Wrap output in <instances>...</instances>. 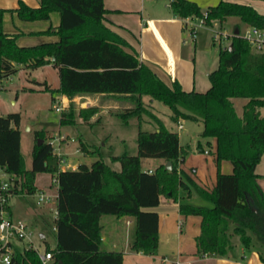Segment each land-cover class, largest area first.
<instances>
[{
	"label": "trees",
	"instance_id": "trees-1",
	"mask_svg": "<svg viewBox=\"0 0 264 264\" xmlns=\"http://www.w3.org/2000/svg\"><path fill=\"white\" fill-rule=\"evenodd\" d=\"M169 6L174 15L203 18L207 25L235 16L247 26L264 28V14L248 4L220 0L205 12L191 0H170ZM6 10L0 8V78L15 72L16 64L35 68L52 62L59 87L40 83L42 91H59L68 97L77 93L124 96L130 98L132 106L117 115L123 122L132 117L139 120L137 153L110 157L119 162V170L102 158L89 165L80 163L74 169L59 168V159L42 130L35 132L31 165L26 168L20 150V114H0V167L9 175L10 196L36 193L38 172L57 178L56 244L45 247L52 254L53 264H122V251L101 248L100 217L105 214L133 216L135 233L130 249L155 254L158 215L145 208L157 206L160 194L178 201L181 214L201 217L200 232L195 237L199 256H224L232 247L231 235L238 236L245 252L251 248L252 235L264 245V193L255 173L264 153V47L254 51L247 40L232 36L228 46L218 48V65L208 73L209 87L204 91L184 90L177 80L168 84L160 79L124 38L104 25L107 10L103 0H39L36 7L20 1L13 10L23 20L48 19L52 11L60 16L55 29L44 32L56 34L58 40L33 46H19L15 36L3 32ZM144 95L166 104L174 122L179 118L201 121L200 135L215 139L217 164L228 160L232 172L218 170L212 189L200 187L179 167L186 151L179 145L177 132L145 107ZM237 98L244 99L240 112L234 105ZM97 110L88 107L76 115L70 104L62 111L60 122L73 123L76 116L89 119ZM142 122L152 128L143 129ZM141 157L170 161L171 169L160 164L153 172L143 171ZM180 188L185 195H178ZM192 195L201 203L193 202ZM261 260L264 262L263 256ZM7 264L42 263L35 249L25 247L14 248Z\"/></svg>",
	"mask_w": 264,
	"mask_h": 264
},
{
	"label": "crops",
	"instance_id": "crops-1",
	"mask_svg": "<svg viewBox=\"0 0 264 264\" xmlns=\"http://www.w3.org/2000/svg\"><path fill=\"white\" fill-rule=\"evenodd\" d=\"M20 1L32 7L39 5V0H0V8L7 9L2 16L3 32L9 36H15V42L19 46H33L42 42L58 40V36L56 34L44 32L50 27L55 29V27L59 24V13L57 11L50 12L48 19L23 20L19 18L17 12L13 10L19 6ZM169 1L170 0H103L104 7L107 10V12L104 14L103 23L111 30L119 34L122 38H124L129 43V45L135 49L139 60L149 66L153 72L164 82L170 84L172 81L177 80L184 90H195L196 85L199 90L204 89L207 87L204 81H202L200 85L199 83H196L194 75L195 63L193 57L191 56L192 46L187 39L185 30L190 29L191 38L194 42L193 46H195L196 43L201 42L200 44L203 47L209 49V46L207 43H205V36L208 38L210 37L211 43L215 44L213 43L214 35H211V32H214L215 34L216 31H218L217 28L221 27L226 31H234V29L238 27L240 32L241 27L245 29L248 26L242 23L240 20L239 21L241 23H239L237 20L238 17L228 16L222 20H215L210 25H197L196 27L203 28V30L197 34L195 31L196 27L192 28V26L187 23V21L196 22L197 20L191 17L181 18L174 15L169 6ZM191 1H194L201 8V10L205 12L210 6L216 5L220 0ZM226 1L251 5L256 11L264 14V0ZM210 28H216V30L212 31ZM225 45L226 43H223V47H225ZM25 67L26 69H29L27 64H18V68L20 70H25L21 69ZM38 67L43 69H49L51 67L55 78L53 82L43 74H40L39 76L36 73V69H38ZM38 67H35L34 69L32 68L33 75H30L33 76L31 80L35 84L37 83L39 85L22 86L21 88L30 92H47L41 90L42 85L40 83H46L52 88H58L59 76L57 69L53 67L52 62ZM210 71H206L207 77ZM48 93L50 94L52 101L60 102L63 107V111L67 110L70 104H72V108L76 115L80 109L88 107H96L98 109L97 112L94 113L89 119H83L79 116H76L78 119L75 118L73 123L63 124L60 122V119H57V126L68 131L66 133H61L58 136L59 138L57 139L56 146H54V144L50 141L53 146V151L59 159L58 165L61 169H74L77 166L74 161L68 160L69 156L73 154L80 153L87 155L93 151L101 154V149L93 142L89 141L88 138H86L82 129L84 125L91 126L94 122H100L101 114L103 113H115L117 115L119 111L132 106L130 98L115 94L77 93L73 97H68L59 91H56L53 94L50 92ZM145 96L148 95H144L142 97L143 102L150 107H153V101L155 99H152L148 96V103H146L144 99ZM168 117L171 119V113L168 115ZM134 120L135 122H133V124H136L138 132V119H128L127 122L121 121L122 123L127 124ZM161 121L169 130L173 131L163 119H161ZM184 121L185 119L183 118H179L176 122L173 121V123L176 125H178V123H181L182 125L181 128L177 127L176 131L179 138V145L183 150L186 151L184 160L179 164V167L187 172L200 187L210 190L216 183L217 171L219 170L222 173H231L232 165L228 160H221L217 164L214 153V138L203 137L205 139V145H202L200 142H198L194 150L190 149L191 147L188 143L183 146L180 142L181 133L178 131H183ZM192 121L198 123L199 120ZM40 123L43 126H41V124H39L38 127L36 125H29L28 129H33L34 139L35 132L41 130L44 131V136L47 139L49 136V131L52 128H49V126L45 128L43 122ZM26 124V122L22 121L20 115V150L25 161V166L26 168H29L31 165V150L35 140L31 144L29 142L27 143V150L30 157V163L28 166L25 154L22 151L21 142V127ZM146 124H148L150 129L152 128V125L149 123ZM70 127H73L75 132H71L73 130L70 131ZM60 128H58L59 131L61 130ZM60 136H64V138L61 139ZM102 145H104V142H102ZM204 150H206L207 153H205ZM143 158H145L144 160H152V166L148 165L149 163H147V166L142 167L141 163ZM153 160V158L141 157V169L146 172H153L157 166L160 164L165 165L166 163L165 160L160 158H156L154 161ZM110 161L112 160L110 159ZM39 173L40 172L36 173L34 181L37 187L36 192L43 191L42 189H39L36 184V177ZM255 173L257 174V183L264 193V153L261 155L259 162L255 166ZM55 178V176L51 175L52 182L55 185L54 193H56L58 190V185L54 181ZM185 193L186 192L181 188L178 190L179 196H183ZM19 196L27 197L29 195L23 194ZM190 199L195 203L200 202V199L196 195H192ZM51 204L55 205L56 202L51 201ZM9 209L10 215L13 219L22 220L20 215H18L17 218L14 217V213L10 204ZM19 209L24 210V208ZM145 209L156 211L158 215V244L155 254H144L140 251H133L130 249V243L133 240L135 233V218L133 216H116L112 214H105L112 216L111 218L109 217L107 219L105 225L101 221L102 216L104 215L100 217V224L102 227L101 248L108 251H122V264H175V259L179 260V264H264V262L261 260V256L264 257V245L253 240L251 248L245 252L238 239V236L236 235H231L230 239L232 241V247L224 256H211L207 254L202 256L197 255L195 237L200 232L201 217L199 215L181 214L179 212L178 201L171 197L160 194L159 204L155 207ZM39 210L40 211L38 212L44 215L45 208H41ZM24 214L30 216V212L28 210ZM25 223L27 224V222ZM231 229L232 227H230L229 231H231ZM40 236L45 239L44 232H40ZM14 246L18 250H22L26 247V243L19 240L15 242Z\"/></svg>",
	"mask_w": 264,
	"mask_h": 264
},
{
	"label": "rangeland",
	"instance_id": "rangeland-1",
	"mask_svg": "<svg viewBox=\"0 0 264 264\" xmlns=\"http://www.w3.org/2000/svg\"><path fill=\"white\" fill-rule=\"evenodd\" d=\"M239 21V19H237ZM239 23H241L239 21ZM241 27V31H244V28ZM221 30L222 28H217ZM203 30L202 27H196L195 31L199 34ZM210 30H216V28H210ZM218 32V31H216ZM188 41L191 43V56L194 59L195 63V79L196 83L199 85L202 81L207 85L206 88L199 90L196 85V91H204L209 85V79L206 76V71L213 70L217 67V50L218 47L223 46V43H226L225 47L230 44V40L232 36H227L226 38H214L213 43H211L210 37L205 36V43L209 46V49L203 47L200 43H196L193 46L194 42L191 38L190 29L185 30ZM214 35V32H211V35ZM185 36V37H186ZM196 36V34H195ZM199 41V39H198ZM201 41V40H200ZM223 42V43H222ZM25 70H20L18 68V64L16 65V71L13 72L10 77H2L0 79V114L5 115L9 112H19L21 115V119L23 122L27 124L21 127V142H22V151L25 154V158L27 161V165L29 166L30 157L27 150V143H33L34 133L33 129L29 130L28 126L37 127L40 122H43L45 128L49 126L52 128L49 131V136L47 140L51 141L54 146L57 144L58 136L61 133H66L68 131L64 130V128H60L57 126V119H60L61 112H57L55 110V105L57 102L51 100L50 94L48 92H30L27 90H23L22 86H36L39 84H35L31 79L33 76V69L29 67V69L21 68ZM36 73L40 76L43 74L49 78L50 81L53 82L54 74L53 70L50 67L41 68L38 67L36 69ZM34 84V85H33ZM145 102L148 103V96L144 97ZM13 101V102H12ZM244 102V99H234V105L237 112L241 111V105ZM145 107L154 112L158 117L163 119L165 123L171 128L173 131L177 132V125L173 123V121L168 117L171 113L170 108L161 101L154 100L153 107L145 104ZM143 119H149L147 115H143ZM78 119V117L76 118ZM101 121L94 122L91 126L84 125L82 127L83 132L88 138L89 141L93 142L97 145L101 150V154L97 152H91L90 154L83 155L80 153L73 154L69 156L70 161H74L77 165L80 163H84L89 165L91 162L98 158H102L104 162L109 164L112 168L118 170L120 168L119 162L110 161V157L112 155H120L123 153L126 154H136L137 153V143H136V132L137 126L133 124L134 121H130L129 123H122L121 118L115 113H103L101 114ZM130 119H137L136 117H132ZM184 129L183 131H178L181 133L180 142L184 146L186 143L189 144L191 150L195 149V146L198 142L202 145H205V139L200 135L202 130V123L198 121H192L190 119H185L184 121ZM41 126H43L41 124ZM60 128L61 130L59 131ZM143 129H150L148 124L142 123ZM70 131L73 130V127L69 128ZM180 130V129H179ZM71 132H75L74 130ZM35 142V141H34ZM104 142V145H102ZM150 158V157H147ZM142 159V167L148 165L152 166V160H144ZM156 160V158H153ZM153 160V161H154ZM36 184L39 189H42L44 193L52 194L55 192V185L52 182L51 174L49 172H40L36 177ZM201 203V201H200ZM9 204L13 210L14 217L17 218L18 215L22 217V220L27 222L30 226V229L33 230V235L31 237L33 248L39 252H44L45 247L48 246L50 248H54L56 244V235H55V205L51 204V200H47L42 203H36V196L31 194L27 197H22L19 195H12L9 198ZM19 206V207H18ZM27 206V207H25ZM19 208H24L19 209ZM45 208L44 215L38 211L39 209ZM30 212V216H27L26 211ZM32 211V213H31ZM111 218L110 215L102 216V223L105 225L108 218ZM17 220V219H15ZM40 232H44L45 239L40 236ZM253 240L256 241L255 237L252 235ZM26 243V241H24ZM264 247V246H263ZM49 264H53L52 261Z\"/></svg>",
	"mask_w": 264,
	"mask_h": 264
},
{
	"label": "built area",
	"instance_id": "built-area-1",
	"mask_svg": "<svg viewBox=\"0 0 264 264\" xmlns=\"http://www.w3.org/2000/svg\"><path fill=\"white\" fill-rule=\"evenodd\" d=\"M196 22H189L192 28L197 25H203L204 19L198 18ZM241 36L249 42L254 51L261 50L264 47V28L256 26H248L243 32L234 34L233 31H226L224 29L218 30L214 34V38H226L227 36ZM53 60V59H51ZM57 112L63 111V107L60 102L54 106ZM181 123H178L177 127L181 128ZM64 138V136H60ZM54 152V151H53ZM207 153L206 150H204ZM150 172V171H149ZM57 184V178L54 179ZM10 178L7 173L0 167V264H7L10 261L11 253L15 248L16 241H26V248H33L31 237L33 230L30 229L24 221L20 219H13L10 215V209L8 199L10 197ZM58 185V184H57ZM36 196V203H42L47 200L56 202L58 192L47 194L42 191L34 193ZM34 249V248H33ZM37 256L42 264L53 263L52 254L49 251L39 252L35 249ZM175 264H179V260L175 259Z\"/></svg>",
	"mask_w": 264,
	"mask_h": 264
},
{
	"label": "water",
	"instance_id": "water-1",
	"mask_svg": "<svg viewBox=\"0 0 264 264\" xmlns=\"http://www.w3.org/2000/svg\"><path fill=\"white\" fill-rule=\"evenodd\" d=\"M233 32H234V34H238L239 33V30L237 28H235ZM229 48H231V47L229 46ZM41 141H42V139H38V142H41ZM164 167H165V169L170 170L171 169V163H170V161H166Z\"/></svg>",
	"mask_w": 264,
	"mask_h": 264
}]
</instances>
